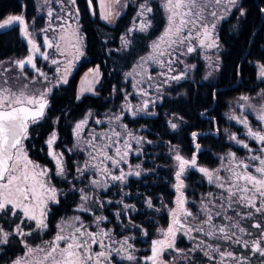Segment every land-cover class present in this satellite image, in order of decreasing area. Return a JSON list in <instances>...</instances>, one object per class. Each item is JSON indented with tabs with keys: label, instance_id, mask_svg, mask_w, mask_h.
<instances>
[{
	"label": "trees",
	"instance_id": "obj_1",
	"mask_svg": "<svg viewBox=\"0 0 264 264\" xmlns=\"http://www.w3.org/2000/svg\"><path fill=\"white\" fill-rule=\"evenodd\" d=\"M163 1L165 0H128L118 12V18L108 23L101 20L96 0H92L91 7L88 0H76L74 9L75 13L79 11L77 23L84 53L82 60L69 74L67 83L52 87L47 97L49 104L45 117L29 125L28 138L23 141L29 157L51 170V182L59 189V203L49 206L46 220L48 227L42 232H32L30 236L25 237L27 242L37 241L41 245L51 241L58 232L57 225L71 216L79 217L85 225L91 226V230H99L96 228L95 218L103 216L105 219L100 223V228L111 231L112 239L117 241L113 247L120 248V241L129 237L128 243L133 245V249L129 251L136 257L135 261H128L113 252L114 264H149L144 258L149 256V245L151 246L152 241L157 238L160 230L167 227L168 209L174 196L170 189L172 176L166 148L178 147L180 153L190 159L194 148L191 146L192 138L189 134L213 131L212 121L206 118L209 117L215 121L217 136L208 134L196 137V143L203 149L196 156L197 166L215 169L218 165V154L233 152L237 157L248 154L243 147L228 143L221 134V129L225 126L224 111L227 103L239 95L254 96L263 87L257 79V72L252 63L264 64V18L262 19L260 11L264 8V0H239L237 8L217 22L214 31L220 65L217 79L213 83L201 80L202 68L197 66L192 76L165 90L166 96L151 107V113L154 114L130 116L121 108L124 97L130 93V82L125 76L132 64L146 54L150 44L164 29ZM143 3L150 6L152 11L134 19L139 4ZM239 7L245 10L244 16L237 10ZM21 14L26 24H31L33 29L39 30L42 27V19L36 15L35 0H0V21L8 15ZM143 21L149 23L147 31L134 30L131 34L127 33L130 27L138 29L139 23ZM123 35L130 41L126 48L120 45ZM252 36V42L249 44ZM246 50L248 51L242 59ZM29 54V48L21 38L20 26L11 25L0 29V63L14 59L15 62L23 60ZM195 62L197 63L196 59ZM36 64L40 65L39 61L36 60ZM97 66L101 72L98 87L93 93L77 99L81 76ZM233 85L236 86L231 87ZM200 113L203 115L200 116ZM106 115L120 116V125L126 126V130L133 136L143 139L141 144L133 146L135 152L128 151L130 154L125 160L127 163L120 165L124 172L128 173L125 182L109 181L108 188L93 189L90 184L93 178H90L92 168L89 167L83 174L77 169H85L86 162L94 164L95 160L90 159V153L97 154L91 148L85 151V142L77 141L73 130L76 123L86 121V135L91 131L93 121L101 120ZM171 115L182 118L184 123L177 131H171L168 127L167 121ZM246 118L254 129L262 124L254 116L248 115ZM241 130L237 128L233 133L240 134ZM53 132L56 133V141L52 148L58 154H63L67 179L54 175L53 163L48 156L46 140ZM121 132H125L124 127H121ZM125 139L132 140L128 136H125ZM247 142L251 147H257L255 141L247 139ZM120 145L125 148L123 143ZM113 151L114 149L111 152ZM98 159L99 156L96 160ZM130 166L134 168L135 173L140 172V175L130 174ZM112 171L119 174V169ZM184 181L186 198L191 201L188 210L194 214L196 206L193 202L200 201L210 192L215 194V188L207 185L196 171L192 170L186 172ZM73 184L76 189H86L93 197L86 202L88 211L79 210V206L85 202L80 200V193L73 190ZM148 201L152 202L151 207L148 206ZM125 204L133 207L125 209ZM236 211L240 212L238 207ZM118 212L121 213L119 217ZM252 212V217L241 218L232 210L228 211L232 222H238L239 227L245 229L243 233L236 229V235L240 236L241 240H247L249 244L253 240H260V229L252 225L257 222L264 229V214ZM241 216H244L243 213ZM221 222L217 220V223ZM14 227L15 224L11 221L4 224L6 230ZM22 227L30 230L27 221ZM198 237L204 243L194 251L186 239L179 237L175 241L174 247L180 251L175 255L174 264H218V253H210L214 260L204 255L209 244L214 248L219 245L222 250L232 251L237 257L243 254L250 264H261V260H264L258 253H251L250 249L246 250L240 245L209 238L203 233H199ZM105 242L110 243L107 240ZM261 243L264 244V240H261ZM94 247L99 251L98 247ZM0 249L3 252L0 254V264H5L23 253L18 236L12 237L10 242ZM183 251H186V254L183 255ZM164 259L165 262L172 261L169 254L164 255ZM223 264H235V261L225 258Z\"/></svg>",
	"mask_w": 264,
	"mask_h": 264
},
{
	"label": "snow or ice",
	"instance_id": "obj_2",
	"mask_svg": "<svg viewBox=\"0 0 264 264\" xmlns=\"http://www.w3.org/2000/svg\"><path fill=\"white\" fill-rule=\"evenodd\" d=\"M54 2L59 3L61 9H64V0H54ZM68 2L71 5L76 4V0H68ZM214 2L218 5L221 0H214ZM88 3L91 7L92 0H88ZM211 3L212 0H187V2L185 0H175V3H173V0H168L166 7L171 13L168 17L170 26L165 30L163 36L153 43V53L147 58H141L144 63L151 62L159 68L167 70L158 73L160 77H165L163 84H168L169 80L178 81L184 78L183 72L170 77L168 73L174 71L172 68L174 62H182L180 61L181 56L195 51V48L190 43L191 40L197 39L201 47L212 48L216 46L214 40L206 43V41L211 39L212 29L215 28V23L209 27L203 15ZM226 3L232 7L237 6V0H226ZM183 9H187V11H183ZM193 9L199 10L193 11ZM228 10L230 11L231 9ZM237 10L241 16L246 14L242 7ZM151 11L152 8L146 6V3L139 4V10L134 19L143 16L145 12L150 13ZM260 11L264 12V8H261ZM209 14L216 18L214 11ZM47 15L49 17V28L54 31L57 28L63 30L64 17L56 16L54 18L52 8H49ZM66 15L70 16L71 12H67ZM75 15L79 16L78 10ZM177 17H179V23H175ZM102 18L107 20L109 16L105 15ZM54 20L59 21V23H54ZM11 25L20 26L21 33L25 37L30 36L22 14L8 15L3 21H0V29ZM189 25H191V28L188 27ZM148 27L149 23L143 21L139 23L138 29L130 27L127 29V33L131 34L134 30L147 31ZM185 29H187L186 34ZM193 29L195 30V36H193ZM47 30L43 29L42 31L47 32ZM58 39L63 40L64 36L61 35ZM120 39L121 45L126 48L130 43L127 36H122ZM186 42L188 46L185 53L181 50V46ZM28 43L32 46L29 50L32 54L26 59L15 63L21 68L25 64L31 65L36 69L39 76L44 77V80L48 81L47 75L37 68L34 63L33 54L40 53V48L37 47L35 41L31 38L28 39ZM44 44L47 49L54 47L47 36H45ZM55 47L59 49V44H56ZM77 53L75 59L78 60L84 53L79 48H77ZM63 54L61 53V55ZM42 55L45 61L50 60L51 64L56 66L57 75L52 78L57 79L58 84L67 83V76L61 74V62L52 58V54L47 51L42 53ZM67 64L69 66L64 69V73L70 74L73 61L67 60ZM143 71L147 73V68H143ZM88 72L93 74L94 80L87 81L88 87L85 90L91 92L93 91V84L99 82L101 74L99 66L95 69H89ZM259 76L264 77V64L260 65ZM148 79L151 81L152 77L149 75ZM161 87V84L156 85V91L160 92ZM51 91L52 88L48 87L39 95H36L27 94L26 92L17 93L8 88H0V245L8 244L14 236H30L32 232H25L22 227L26 221L34 222L36 229H46L48 227L46 220L49 202L59 203V190L51 182V170L33 161L23 144V141L28 138L29 125L35 124L45 117V110L49 104L47 97ZM140 91L141 94L148 95L144 89ZM77 99H79V96ZM241 99L247 101L249 97L243 96ZM149 103L154 102L145 100L143 107H136L135 110H133V106L128 105V111L132 112V115H136L137 112L146 111ZM114 119L119 121L120 116H116ZM232 119L244 126L246 129L245 135L250 140L255 141L257 147L253 148L246 140L238 138L236 134H231L230 139L246 149L248 154L244 157H237L235 153L229 152L227 157H221L222 164L220 168L215 170L198 167L195 154L189 160L177 152L174 156V160L178 162V170L175 172L177 183L174 185L176 192L179 194L175 202L177 207L171 211V223L167 230L163 232V238L152 241V255L145 257L146 261H151L152 264H159L161 253L166 249H174L178 232L188 235L189 239H195V237L189 235L192 232L203 233L209 238L222 239L225 242L240 245L246 250L250 249L251 253H258L260 257L264 258V244L261 243V240H264V229H262L261 224L255 223L252 225L254 228L260 229V240H253L249 244L247 240H241V237L236 235V229H239L241 233L245 229L239 227L238 222H232V217L228 215V211L232 210L238 217H252L253 212L251 209H254L255 213L264 214V107L259 109L258 115L262 126H258L255 129L249 124L247 118L233 116ZM83 123L85 121L77 123L74 128V135L78 139L80 132L83 130ZM96 123L102 124L103 121L97 120ZM168 123L173 130L178 127L177 123L172 120H169ZM117 127H124L125 132L118 131ZM125 136L131 137L137 145L141 144L143 139L133 136L131 132L126 130V126L117 125L111 128L110 136L107 133L95 134L90 141H85L86 147L84 150L87 151L91 148L97 154L92 155L90 153V159L96 160L97 156H99L100 163L89 164L86 162L85 169L78 168L77 171L83 174L89 167L95 169L93 178L90 180L93 189L108 188L109 180L120 183L125 182L128 173H125L119 166L125 162L128 152H122L120 144L123 143L128 150H131L132 147L130 141L125 139ZM192 137L195 140L197 133L193 132ZM55 141L56 133L53 132L46 140V144L49 149L48 155L55 161L54 175L67 179L63 154H57L52 150ZM199 147V144H197V150H199ZM113 149L114 154H109ZM137 168H139V165H137ZM189 168H197L210 184H214L220 190L219 195L210 192L207 194L209 199L201 201V213L205 217L203 219H200L198 215H194L185 208V199L182 192L185 187L183 177ZM113 169H119V174L117 175L112 171ZM221 171L226 172L227 175L222 176L220 174ZM135 175H140V172L137 171ZM96 177H101V179ZM72 187L74 191L80 193V200L85 202L79 206V210L88 211L86 202L92 200L93 197L88 194L86 189H76L75 184ZM148 206H152L151 201H148ZM130 207L133 206L124 205L125 209ZM237 207L247 208L249 211L244 216H241V213L236 211ZM120 215L121 213L118 212L117 216L119 217ZM104 219L105 217L103 216H96V228L99 230H91V226L85 225L79 217L69 218L57 225L58 232L51 241L37 245L35 248L28 245L27 241L21 240V243L27 249L25 257H31L37 252L43 253V256L42 258H34L31 261L25 258H17L12 261V264H114L115 256L113 252H115L116 256H121L122 259L135 261V255L132 251H129L133 249V245L128 243L130 238L125 237L123 241H120V248L113 247L117 241L112 239L111 231H105L100 228V223ZM217 220L222 222L217 223ZM9 221L15 224V228L6 230L4 224L9 223ZM16 221L20 223H16ZM133 226L136 227V225ZM106 240L110 241V243H106ZM200 243L203 244L204 241ZM94 246L98 247L99 251ZM175 250L180 251L179 249ZM211 252L219 254L220 261L218 264H223L225 258L234 260L235 264H250L248 258L243 254L237 257L232 251L222 250L219 245L214 248L209 244L205 249L204 254L210 260H214V257L210 254ZM261 264H264V260H261Z\"/></svg>",
	"mask_w": 264,
	"mask_h": 264
},
{
	"label": "rangeland",
	"instance_id": "obj_3",
	"mask_svg": "<svg viewBox=\"0 0 264 264\" xmlns=\"http://www.w3.org/2000/svg\"><path fill=\"white\" fill-rule=\"evenodd\" d=\"M126 1H128V0H119V2H117V0H115V2L113 3L114 12L118 13L120 10H122ZM185 2H187V0H185ZM64 3H65V7L62 10L61 5L59 3H55L54 0H35L36 15L42 19V27L39 30H37V29L35 30V29H33V26L31 24H27V28H28V32L30 33V36L25 37L21 33L22 41H24L26 43L29 50L32 47L28 43L29 38L33 39L35 41L37 47L40 48V53L33 54L34 55V63L36 64V60L39 61L40 65L36 64V67L39 68L42 72H44L47 75L48 81H45L44 77L39 76L36 69L33 68L31 65L25 64L24 67L21 68L19 65H17L15 63V59H14L12 61L9 60L5 63H0V88H8V89H10L14 92H17V93L26 92L27 94L39 95L42 91H44V89H46L48 87L52 88L55 85L58 86V85L64 84V83L58 84L57 79L52 78L53 76L57 75L56 71H55L56 66L52 65L50 60L45 61L43 59V55H42V53L47 51L48 53L52 54V58L58 59L61 62L60 63L61 74L66 75L67 78H68L69 74L64 73V69L69 66L67 64V60L73 61L72 70L82 60L83 55L80 56L78 60L75 59L76 55L78 54L77 48H79V50L82 51V42H81V37H80L79 31H78L77 16L75 15L74 5H71L68 2V0H64ZM173 3H175V0H173ZM238 3H239V0H237V6H238ZM167 5H168V0H165L162 2V10H163V15H164V19H165L164 29L159 34V36L150 44L149 49L146 52V54H144L135 63L132 64V66L130 67V69L128 70V72L125 76L126 79L130 82V93L128 96L126 95L124 97V101L122 103L121 108L125 113L129 114L130 116H135V115H132V112L128 111V105L133 106V110H135L136 107L142 108L145 100L153 101L154 103L159 102L163 97L166 96L165 90L167 91V89L169 87H171L173 84L179 83V82L183 81L184 79H186L187 77L192 76V74L194 73L195 68L197 66H200L202 68L201 80L203 82L211 84L217 79L218 72H219L220 58H219V53L217 52L218 49H217L214 29H212L211 39L209 41H206V43H210L212 40H214L215 44H216L215 47H212V48L201 47L199 45V41L197 39H193L190 41L191 45L195 48V51H193L192 53H186V48L188 46L187 42L181 46V50L184 51L186 54L180 57V61H182V62L177 61V62L173 63L172 68L174 69V71L168 73V76L170 77V76L177 75V74L183 72L184 73L183 79H180L178 81L169 80L168 84H163L162 82L165 79V77H160L158 75V73H160L161 71H167V70L161 69L157 65H155L151 62L144 63L142 61L141 58H147L150 54L153 53V47H152L153 43L155 41H157L158 38L163 36V34L165 33V30L170 26L168 17L171 13L168 11V8L166 7ZM237 6L232 7L231 5L226 3V0H221V3L217 5V4H215L214 0H212L210 7H208L203 13V15L205 17V22L209 24V27H211V25L213 23H215V26H216L218 21L225 18L233 9L237 8ZM49 8L53 9V17L54 18L56 16L64 17V28H63V30L57 28L54 31L51 28H49V17L47 15ZM228 9H231V10L229 11ZM198 10L199 9H193V11H198ZM183 11H187V9H183ZM213 11L216 13V18L212 17L209 14L210 12H213ZM67 12H71V15L70 16L66 15ZM105 21L107 22V20H105ZM54 23H59V21L54 20ZM175 23H179V17L176 18ZM188 27L191 28V25H189ZM43 29H48V30H47V32H44V31H42ZM186 33H187V29H185V34ZM61 35L64 36L63 40L58 39V37ZM45 36L48 37V40L50 43H53L54 47L52 49L46 48V45L44 44ZM123 36H125V35H123ZM193 36H195V30L194 29H193ZM56 44H59V49H57L55 47ZM120 45H121V40H120ZM263 48H264V43H263ZM61 53H64V54L61 55ZM30 54H32V53H30ZM195 59L197 60V63L195 62ZM141 65H143V67H141ZM252 65L256 69L257 79H258V81H260L263 84V87L254 96L239 95V96L233 98L232 100H230L227 103L226 109L224 111L225 126L221 129V134L223 135L224 139L228 143H230L236 147H241V146L236 144L234 141H232L230 139L231 134H236V133H233V130H235L237 128H241L242 130H241L240 134H236L238 136V138H240V139L243 138V140H246V141H247V139L248 140H250V139L245 135L246 129L244 128V126L240 123H237V121L235 119H232V117L236 116L239 118H246L248 115H251V116H254L255 118L258 119L259 109L261 107H264V77L259 76L260 65L258 63H252ZM43 67H45L49 71V73L46 69H43ZM95 68H92V69H95ZM143 68H147V73H145L143 71ZM50 71H51V73H50ZM100 74H101V72H100ZM149 75L152 77L151 81L148 79ZM92 80H94L93 74L89 73L87 70L81 76L80 81L78 83L77 97L79 96V98H80L85 94L93 93L94 89L96 87H98V85L100 83L101 75L99 78V82L93 84V91H91V92L86 91L85 89L88 87L87 81H92ZM158 84L162 85L160 92L156 91V85H158ZM134 85H136V86L134 87ZM141 89H144L145 91H147L148 95L145 96V95L141 94V91H140ZM243 96H247V97H249V99L247 101L242 100L241 97H243ZM154 103H149L148 109L146 111L137 112L136 115H150L149 113H151V107L153 106ZM115 117L116 116L106 115L105 117H103L101 119V121H103L102 124H97L96 121L100 120V119H95L93 121L94 126L92 125L91 131L87 132L86 135H84V132H85L86 127H87V122L85 121V123L82 124L83 130L79 134V139L74 135L75 139L77 141L85 142V141H90L92 136L95 134L107 133L110 136L111 135V128L116 127L117 125H120V120L116 121L114 119ZM169 120H172L173 122L177 123V125H178V127L175 130H173L168 123V127L171 131H177L184 124L183 121L175 115L169 116L168 121ZM110 121H111V123H110ZM258 121L261 123V121L259 119H258ZM101 126H103V127H101ZM259 126H262V124H260ZM74 128H75V126H74ZM117 130L121 131V127H117ZM73 134H74V130H73ZM88 136H90L91 138H88ZM129 141L132 145L131 151L133 150V152H135L134 147L137 146V144L135 143V141L133 139L129 140ZM120 147H121L122 152H124V151L128 152L129 151L128 149L123 148L121 145H120ZM52 150H53V148H52ZM166 150H167L166 154L168 157V166L171 170V176H172V174H174L178 170V162L174 160V156L177 154V152H179V154L182 157H184V158H187V157H185L184 155H182L180 153V150L178 147H168V148H166ZM48 152H49V149H48ZM55 153H57V152H55ZM228 153L229 152L222 153V154H218L216 156L217 160H218V165L215 169L220 168V166L222 164L221 157H227ZM109 154H114V151L110 152ZM129 154L130 153H128V155L125 157V160H127V157L129 156ZM49 157L53 163L54 173H55V161L52 159L51 156H49ZM187 159H189V158H187ZM224 162H226V161H224ZM99 163H100V159L95 160V162H94V164H99ZM126 163L127 162L125 161V164ZM100 166L102 167V165H100ZM119 168L123 169L122 166L121 167L119 166ZM215 169H209V170H215ZM93 171H95V169L91 170L92 174H90L91 175L90 178H92V176H93ZM129 171H130V174L135 173L134 168L132 166L128 167V172ZM196 173L207 185L213 186L215 188V194L219 195L220 190L217 189L214 184H210L208 182L207 178L205 176H203L202 173H200V172H196ZM220 174L222 176L227 175V173L223 172V171H221ZM57 178H60V177H57ZM96 178L101 179V177H96ZM109 181H108V184H109ZM176 183H177L176 179H172V177H171V181H170L171 191H172V189L175 190L174 185ZM184 185L186 187L185 181H184ZM185 187L182 189V192H183V196L185 199V208L188 210V205L191 204V201H190V199L186 198V194H185L186 188ZM173 194H175V196H174V198H175L174 207H173V202L171 201V207H170V209H168L169 212L167 214V216H168L167 219L170 220V223H171V211L176 209L177 206H176L175 202H176V199L179 195L177 192H175ZM58 195H59V193H58ZM206 199H209V197L203 196L200 201L193 202V205L196 206L194 215H198V217L200 219L205 218L203 216V214L201 213V201L206 200ZM172 200H173V198H172ZM51 204H52V202H49L48 209H49V206ZM238 208L240 210V213H243V215L249 211V209H247V208H241V207H238ZM251 210L254 211V209H251ZM69 218H74V217L71 216ZM69 218H67V219H69ZM67 219H65V220H67ZM65 220H63V221H65ZM27 222H29V221H27ZM30 222H32V221H30ZM62 222H60V224ZM32 223H33V228H34L35 223L34 222H32ZM255 223H257V222H255ZM168 226L162 228L159 232V235L154 240L162 239L163 238V232L167 230ZM29 231H31V230H29V229L25 230V232H29ZM198 234L199 233H197V232L190 233L189 235H191L192 237H195V239H189L188 235H184L183 232H178L176 235L175 241L179 237L186 239L187 242L190 243L191 250L194 251V250L198 249L201 245V243H200L201 238L198 237ZM25 237H28V236L19 237V238L21 240H25ZM197 238H200V239L198 240ZM27 243H28V245L32 246L33 248H35L37 245L40 244L37 241H32V243H29V242H27ZM31 244H33V245H31ZM198 245H199V247H197ZM2 246H4V245H0V248ZM22 247H23V253H21V255L16 256V258L14 260H16L17 258H25V259H28L31 261L34 258H42V256H43V253L37 252V253H34L33 256H31V257H25V252L27 251V249L25 248L24 244H22ZM151 248H152V243H151V246L149 245V248H148L149 249V256L152 255ZM175 249L176 248L174 247V249H167L164 253H161L159 264H174V259H176L175 255H177V253L179 252V251H176ZM188 251H189V249H188ZM0 254H3L1 249H0ZM166 254H169V257L172 260L171 262H165L164 255H166ZM182 254L183 255L186 254V251H183ZM12 260L7 261L6 263L10 264ZM148 263L152 264L151 261H148Z\"/></svg>",
	"mask_w": 264,
	"mask_h": 264
},
{
	"label": "water",
	"instance_id": "obj_4",
	"mask_svg": "<svg viewBox=\"0 0 264 264\" xmlns=\"http://www.w3.org/2000/svg\"><path fill=\"white\" fill-rule=\"evenodd\" d=\"M114 2H115V0H96V3H97V9H98V12H99V16H100V18H101L102 21L106 22L105 19L102 18V16H105V15H108V16H109V18L107 19V22H108V23H110L111 21L114 22V21L118 18L119 15H117V13L114 12V5H113ZM261 13H262V19H263V18H264V13H263V12H261ZM109 14H110V15H109ZM255 32H256V30H255ZM255 32H254V33H255ZM252 39H253V36H252V38H251L249 44L252 42ZM247 51H248V50H246V52H245L244 56L242 57V59L245 57ZM239 81H240V79H239V77H238V79H237V83H239ZM235 86H236V85H233V86H231V87H235ZM206 112H207V110H206ZM201 115H203V113H200V116H201ZM206 118H207V119H210V120L212 121V123H213V131H208V132H195V133H197V136H206V135L209 134V135H213L214 137H216V136H217V129H216L215 121H214L213 119L209 118V117H206ZM192 133H193V132H192ZM192 133L189 134V136L192 138L191 146L194 148V152L192 153L191 157L193 156V154H195V155L197 156V154H198L200 151L203 150L201 147H199V150H197V148H196V145H197V143H196V139L193 140ZM199 146H200V145H199ZM190 159H191V158H190ZM196 160H197V159H196ZM198 167H201V166H198ZM190 170H192V171H196V172H199V171L197 170V168H189L188 171H190ZM174 174H175V173H174ZM174 174H172V179H175V175H174ZM184 177H185V175H184ZM184 177H183V181H184ZM172 192L175 193V192H176V189H175V190L172 189ZM174 196H175V194H174ZM174 196H173V200H172V202H173V207H174V201H175ZM169 224H170V220L168 219V224H167V226H168ZM166 250H167V249H166ZM166 250H165V251H166ZM165 251H164V252H165ZM164 252H163V253H164Z\"/></svg>",
	"mask_w": 264,
	"mask_h": 264
},
{
	"label": "flooded vegetation",
	"instance_id": "obj_5",
	"mask_svg": "<svg viewBox=\"0 0 264 264\" xmlns=\"http://www.w3.org/2000/svg\"><path fill=\"white\" fill-rule=\"evenodd\" d=\"M28 224L30 225V230H31V232H35V231H37V230H38L39 232H42V231L45 230V229H43V230L36 229V226L33 228V223H32V222H29ZM15 258H16V257H15ZM15 258H14V259H15ZM14 259H13L12 261H14ZM12 261H11V263H12ZM11 263H10V264H11ZM6 264H7V263H6Z\"/></svg>",
	"mask_w": 264,
	"mask_h": 264
}]
</instances>
